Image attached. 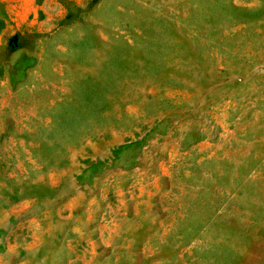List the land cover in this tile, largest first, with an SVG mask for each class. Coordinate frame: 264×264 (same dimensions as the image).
Returning a JSON list of instances; mask_svg holds the SVG:
<instances>
[{
    "label": "rangeland",
    "instance_id": "374dc122",
    "mask_svg": "<svg viewBox=\"0 0 264 264\" xmlns=\"http://www.w3.org/2000/svg\"><path fill=\"white\" fill-rule=\"evenodd\" d=\"M0 264H264V0H0Z\"/></svg>",
    "mask_w": 264,
    "mask_h": 264
}]
</instances>
